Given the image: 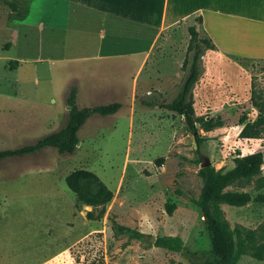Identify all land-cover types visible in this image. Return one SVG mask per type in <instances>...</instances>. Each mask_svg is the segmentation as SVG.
Returning a JSON list of instances; mask_svg holds the SVG:
<instances>
[{
  "label": "rangeland",
  "instance_id": "1",
  "mask_svg": "<svg viewBox=\"0 0 264 264\" xmlns=\"http://www.w3.org/2000/svg\"><path fill=\"white\" fill-rule=\"evenodd\" d=\"M13 1L17 10L0 4V150L33 143L64 126L73 84L78 108L121 106L107 116L90 113L77 131L79 144L72 154L46 147L0 159V264L203 262L211 244L204 217L192 202L202 186L199 169L205 159L226 170L235 157L264 153V137L239 136L242 121L258 117L251 92L264 102V59L235 60L214 50L201 56L193 87L195 114L220 116L224 124L198 130L203 139L198 152L182 116L143 103L153 97L167 102L176 95L183 72L168 66V57L177 62L183 56L184 36H177L178 49L169 56L168 42L160 43L150 64L138 70L80 68L83 62L73 60L86 52L73 43L77 31L68 4ZM80 168L97 174L113 191L101 218H88L92 206H76L65 182ZM228 188L251 196L244 206L222 205L231 227L264 234V164L252 180ZM166 202L176 205L172 215ZM112 217L144 232V239L116 235ZM159 235H179L184 249L154 245L150 238ZM236 264L264 260L245 254Z\"/></svg>",
  "mask_w": 264,
  "mask_h": 264
},
{
  "label": "trees",
  "instance_id": "2",
  "mask_svg": "<svg viewBox=\"0 0 264 264\" xmlns=\"http://www.w3.org/2000/svg\"><path fill=\"white\" fill-rule=\"evenodd\" d=\"M8 5L17 10L18 4L13 0H0V4ZM201 17L198 21L201 22ZM189 40L185 57L181 68L184 72L176 95L170 101L143 100L147 106H160L184 118L187 128L194 135L197 151L203 142L199 129L210 131L222 126L223 119L209 116H197L195 114L193 87L201 74V56L206 50L215 49L212 40L205 34H201L194 26L188 27ZM16 63V62H15ZM251 92V103L258 108V117L254 121H242L239 132L241 138L264 137V102L259 101ZM77 87L72 85L66 97V103L70 106L68 118L64 126L57 131L48 133L33 143L25 144L14 149L0 150V159L15 155L31 154L46 147H54L59 153H74L79 141L78 129L84 123L90 113L102 116L111 115L120 108L119 102L97 105L92 109L78 108L76 105ZM198 123V126L196 124ZM264 153L258 150L243 156L234 158L232 167L224 170L216 168L212 164L201 167L199 175L202 186L199 195L192 202L200 209L205 217L206 228L210 238L211 248L205 260L199 264H236L240 256L250 254L252 257L264 260V234L258 230L244 226L231 227L225 217L222 205L244 206L251 196L246 191L229 189L236 182H249L261 172L264 164ZM68 188L76 197V206L88 205L93 209L86 213L90 219L101 218L105 212V206L112 200L113 191L94 172L87 169H74L65 176ZM164 208L168 215H172L176 208L174 203L166 202ZM112 229L116 235H126L128 239L143 240L144 232L120 224L113 217ZM156 246L179 252L184 249V241L179 235H159L153 243Z\"/></svg>",
  "mask_w": 264,
  "mask_h": 264
},
{
  "label": "crops",
  "instance_id": "3",
  "mask_svg": "<svg viewBox=\"0 0 264 264\" xmlns=\"http://www.w3.org/2000/svg\"><path fill=\"white\" fill-rule=\"evenodd\" d=\"M55 1L68 4L77 31L73 43L86 52L73 60L83 62L80 68L138 70L150 64L160 43L168 42L169 56L178 49L177 36H184L183 56L177 62L168 57V66L182 73L189 26L212 40L216 48L209 50L235 60L264 59V0Z\"/></svg>",
  "mask_w": 264,
  "mask_h": 264
},
{
  "label": "water",
  "instance_id": "4",
  "mask_svg": "<svg viewBox=\"0 0 264 264\" xmlns=\"http://www.w3.org/2000/svg\"><path fill=\"white\" fill-rule=\"evenodd\" d=\"M68 108L70 109V106H68ZM196 126H198V123L196 124ZM79 144V141L77 142V145ZM211 163H210V160H208V159H205V161L201 164V167H205V166H208V165H210ZM200 167V168H201ZM204 220H205V217H204ZM150 241L152 242V243H154V241H155V237H151L150 238Z\"/></svg>",
  "mask_w": 264,
  "mask_h": 264
}]
</instances>
